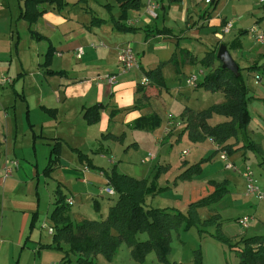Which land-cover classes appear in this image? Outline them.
Masks as SVG:
<instances>
[{"label": "crops", "instance_id": "0c3cea01", "mask_svg": "<svg viewBox=\"0 0 264 264\" xmlns=\"http://www.w3.org/2000/svg\"><path fill=\"white\" fill-rule=\"evenodd\" d=\"M67 2L60 9L55 4H40L42 13L31 22L22 14L24 0H0V264H4L6 255V264H22L26 251L30 252V264H70L64 262L62 250L44 247L53 241L54 232L49 231L53 225L50 216L43 225L48 223L51 238L44 241L41 233H35L40 219V198L33 190L38 191L40 181L53 177V173L60 169L71 170L73 178L78 177L85 184L89 182L88 175L92 170L99 171L107 181L104 170H117L116 165L121 163L117 164L116 160L133 154V148L140 147L146 136L150 137L149 131L164 129L161 136L155 137L157 145L163 144L171 135L181 138L179 136L188 132L184 129L187 124L184 111L187 108L200 110L186 106L180 111L183 124L172 116L168 121L160 117L162 89L172 90L178 84L175 77L169 84L167 71L172 75L187 72L189 77L193 72L203 70L199 84L209 71L200 60L218 43H225L221 42L224 35L220 34L227 22L233 24L228 33H239L227 43L229 50L244 47L241 40L251 33L254 26L264 29V0H214L212 3L205 0H159L156 17L147 10L148 0H142L140 10L129 11L125 21L129 29L124 31L118 30L113 23L120 10L112 14L103 4L110 11V14H105L102 10L98 12L92 6L83 5L82 1L75 2L73 7L69 0ZM202 3L206 4L203 12L200 11ZM96 17L103 20L95 21ZM208 30L212 31V38ZM128 45L136 52L140 67L122 73L120 49ZM80 47L83 48L81 57L78 56ZM196 50L202 54H196ZM258 54L264 58V52ZM190 55H194L193 61H190ZM158 67L162 69V86H150L145 92L144 80L149 78L146 72ZM261 71H256V75L262 76ZM113 74L118 76L115 82L110 83L107 75ZM4 77L8 80L2 83ZM10 105L22 107L21 112L14 108V113H10L7 110ZM94 106L100 108L99 121L90 124L86 113ZM175 106L176 102L172 108ZM175 130H179L178 133H174ZM210 139L217 148L214 138ZM128 141L130 145L125 147ZM252 143L256 150L264 153L263 144ZM54 148L58 157L56 162L51 160ZM12 159L19 160V167L11 176L5 177V166ZM143 159L141 162L144 164ZM161 165L170 166L169 163ZM47 169L52 170L47 172ZM91 174L97 177L95 173ZM181 175L179 179H188ZM225 180L231 184L232 180ZM242 180L246 189L243 176ZM25 184L33 186L29 192L33 198L28 208L18 205L21 198L16 193ZM58 186L61 187V182ZM101 189L103 187L100 191L107 194ZM63 192L67 202L70 198L73 200L70 205L73 208L76 196L72 192ZM92 193L86 200L94 197ZM99 198H94L96 209L101 208ZM72 208L70 215L73 220L94 219L84 215L76 218ZM35 214L37 222L31 229ZM100 214L96 219L106 217L108 212ZM241 217L237 218L240 227ZM32 237H38L34 255L30 249H25ZM119 249L111 260L104 256L103 261V255H97L96 264H118L116 256ZM195 251L192 264H196ZM129 253L132 257L131 247Z\"/></svg>", "mask_w": 264, "mask_h": 264}, {"label": "rangeland", "instance_id": "374dc122", "mask_svg": "<svg viewBox=\"0 0 264 264\" xmlns=\"http://www.w3.org/2000/svg\"><path fill=\"white\" fill-rule=\"evenodd\" d=\"M69 2L72 6L77 0H69ZM104 3L105 0L82 1L83 5L92 6L98 12L102 10L105 14H110V11L104 8ZM205 5V3H202L201 12L204 11ZM111 11L112 14L117 13L119 11L118 6L116 5ZM195 17H197L196 14ZM206 29L204 28L203 30L206 31ZM207 33L208 35H212L211 38L214 36L212 31L208 30ZM236 35H239V33L236 32ZM236 35L233 32L226 33L221 42L229 43ZM241 41L244 42V47L230 50L234 59L243 67L249 66L253 68L254 65L260 66L253 71H249L248 69H244L243 71L246 86L253 96L249 99L248 103L251 120L246 128H238L239 132L237 135L231 136L226 141V144H230L236 149L230 153V160L235 162L240 168H244L246 165L251 166L259 178L260 186L264 190V153L248 146L253 141L258 144L261 143L264 146V71H261L264 69V58L258 54L264 52V44L255 41L252 33L245 36ZM216 42L217 40L214 38V43ZM195 53L202 54L199 50H196ZM185 55L184 53L183 56L185 57ZM256 71H261L262 73L261 82L257 79ZM196 72L198 73V71ZM186 74L187 72L173 73L172 75V73L167 71L169 84L173 82L174 77L177 79L178 84L172 90L162 89L159 112L160 117L167 118L166 121L172 116L183 124L180 111L186 106L202 110L226 100L225 94L221 91L212 92L204 88H193L195 86L188 85ZM174 102L177 103V107L175 106L173 109L172 104ZM14 108L17 109L18 113L21 112L22 107H14L13 105L8 106L7 110L10 113H14ZM227 119L229 118L224 114L212 113L208 120L211 124H218L225 122ZM185 123H187V118H185ZM186 127L187 124L184 129ZM163 130L161 131V128H156L154 131H149L151 133L150 137L146 136L143 138V143L140 147H132L133 154H129L127 157H120L116 160L117 164L121 163L120 165H116L117 170L139 179H145L150 185L152 183L156 184L158 191L156 194L150 195L148 198L149 204L160 207H176L183 212H187L191 202L214 192L217 188H224L225 192L222 197L214 198L208 204L198 205L196 209L198 221L196 224L190 228H186L184 224L173 232L172 249L169 259L171 261L177 260L178 262H182L181 264H192L191 259L193 258L194 250L201 249L202 264H236L239 258L235 249H232L226 241L222 240L220 235L225 236L233 242L240 241L243 236L263 235L264 200H260L256 195L249 196L246 193L245 182L242 180V176L236 170L225 168V161L223 160L221 150L216 148L210 137L195 141L189 137L188 132H185L182 136H179L181 138L171 135L166 138L163 144L157 145L155 137L161 136ZM178 131L175 130L174 133H178ZM139 138L138 140H141L142 137ZM129 145L130 142L125 143V147ZM183 150H190V152L185 155L182 153ZM148 152L156 153L157 157L143 164L141 160ZM195 162H199L202 165L201 172L195 173L188 179H179L178 177H180L184 170ZM166 163H169L170 166H159ZM185 163L188 165L186 166ZM104 171L106 173L109 172L108 169ZM71 172V170L66 169L55 171L53 177L40 181L38 191L33 190L35 195H38L40 198V219L35 233H41L44 241L51 238L48 234V223L47 225H43V222L50 216L55 206L56 190L60 182L61 188L67 194L72 192L77 198L75 206L71 207L72 211L75 212L73 216L76 218H81L84 215L86 218L96 219L101 216V212L106 215L109 205L114 204L117 199V194L109 197L108 194H103L100 191V187L104 188L109 185L106 178L99 175V171L92 170L91 173H95L97 177L94 178L89 173V182L86 184L81 182L78 177L73 178ZM156 176L158 177L156 178ZM225 179L232 180L231 184H227L228 182ZM214 182L216 184H213ZM226 185L227 190L224 187ZM32 189L33 186H27L26 184L17 189L16 193L21 198L18 202L19 206L28 208L31 205L33 196L29 192ZM90 192H93L92 195L94 197L86 200ZM96 196H100V209L95 208L94 198ZM240 216H254L248 228L239 226L237 218ZM139 238L141 240L147 239L148 233H139ZM37 239L38 237H32L25 248L26 250L30 249L33 255L34 250L35 252L37 250L35 246V240ZM129 248L127 243L120 245L116 256L118 264H137L134 258L130 256ZM29 253L26 251L23 254L22 264H30ZM101 257L104 261V256ZM6 258L7 255L3 260L4 264H6ZM17 258L18 253L16 255ZM144 264H160L155 251H151L147 255Z\"/></svg>", "mask_w": 264, "mask_h": 264}, {"label": "trees", "instance_id": "16d2710c", "mask_svg": "<svg viewBox=\"0 0 264 264\" xmlns=\"http://www.w3.org/2000/svg\"><path fill=\"white\" fill-rule=\"evenodd\" d=\"M80 1L85 0H77V3ZM170 1L177 2L181 0ZM24 2L25 6L22 14L31 22L42 13L39 8L42 3L55 4L59 9L68 4L67 0H24ZM116 5L120 10V14L118 17L113 18V23L118 30H128L129 27L125 25V21L129 17V11L140 10L143 2L142 0H105L104 3V6L110 11ZM96 20L103 19L96 17ZM223 44L227 45V43ZM219 46L218 43L208 50L200 60V63L209 71L197 86L210 91H221L225 94L226 100L200 111L187 108L184 112L187 116L186 130L189 137L194 140H201L208 136L212 137L221 146V149H226L230 154L236 149L232 145L226 144V141L231 136L237 135L238 128H246L251 120L248 103L253 96L246 86L243 71L244 69L256 70L260 65H254L253 68L240 66L241 73L236 76L229 69L222 68V63L217 57ZM189 59L193 61L194 55H190ZM146 74L149 77L148 79L151 80L144 84L147 86L145 92L150 86L156 88L162 86L161 67L150 69ZM212 113L224 114L229 119L223 123L211 124L208 119ZM86 116L90 124L98 122L100 116L99 106L88 108ZM248 146L256 149L255 144L252 142ZM55 150L56 148L52 152L51 160L53 162H56L58 158ZM160 167H163V165ZM51 170L49 169L47 172ZM201 170L202 165L198 162L190 165L181 177L191 178ZM106 174L108 176L107 184L114 187L117 199L110 206L107 216L101 219L72 220L70 215L71 204L66 201L67 196L62 188L57 187L55 206L50 214L53 223L51 227L54 229L53 241L44 245V247L62 250L65 263L72 264L74 261V264H96L95 258L99 254L111 260L117 253L119 246L122 243H127L131 247L132 257L140 264L144 263L151 251L156 252L160 264H179L169 259L173 232L184 224L186 228L196 224L198 221L196 212L198 205L208 204L214 198L222 197L225 192L224 188H217L214 192L191 202L187 212H183L175 207L153 206L148 203L150 195H154L158 191L155 183L150 185L145 179L136 178L116 169ZM36 222L37 214L33 216L31 229L35 227ZM141 232H147L148 238L141 240L139 238ZM220 237L232 249H235L239 258L236 264H264V234L243 236L238 242H233L223 235H220ZM201 258L202 254L199 249L195 251L196 264H202Z\"/></svg>", "mask_w": 264, "mask_h": 264}, {"label": "built area", "instance_id": "2783aa9c", "mask_svg": "<svg viewBox=\"0 0 264 264\" xmlns=\"http://www.w3.org/2000/svg\"><path fill=\"white\" fill-rule=\"evenodd\" d=\"M205 1H206V3H212L214 0H205ZM159 6H160L159 0H148V2H147V10L154 17L157 16L156 10ZM232 26H233L232 22H227L223 26L222 33L220 35L222 36L225 33L230 32ZM250 32L254 35V38L256 39V41L264 44V29H261L258 26H254L253 28L250 29ZM82 53H83V48L80 47L78 49V56L81 57ZM119 57H120L121 66H122V69H121L122 73H127L131 70H134V69L140 67L139 58H138L136 52L134 51V49L131 45H128V46L121 48ZM203 73H204L203 70L199 71L198 73L193 72L187 78V81H186L187 84L191 85V86H197L199 79H200V76ZM117 76H118L117 74L107 75V78H108L110 83H113L116 81ZM257 79H258V81H261L262 76L260 74H257ZM7 80L8 79H6L4 77L2 79V83H5ZM148 82H149V79L146 78L144 80V83L147 84ZM171 124H172V122H171ZM177 124H179V123H177ZM217 149L221 150L223 160L225 161V168L236 170L245 178V180H246V193L248 195H256L260 200H264V190L259 184V178L257 177L254 169L249 165H246L244 168L238 167L236 165V163H234L230 160V157H229L230 155L226 149H221V146L219 144H217ZM182 153L186 155L189 153V150H185ZM155 158H156V155L154 153H148L144 157L143 162H148V161H151ZM19 164H20V162L17 159L9 160L8 164L5 166V169H4L5 170V177L11 176L14 169L19 167ZM83 180H85V178ZM102 190H103V192H106L108 195H111V196L116 195V191H115L114 187H112L110 185L107 187H104ZM68 203L72 204L73 200L71 198L68 199ZM252 220H253V216H244V217H241L239 219V222H240V225L242 228H248L250 226V223ZM49 231L53 233L54 232L53 227H50ZM0 238H1V236H0ZM54 264H58V263H54Z\"/></svg>", "mask_w": 264, "mask_h": 264}, {"label": "water", "instance_id": "95a60500", "mask_svg": "<svg viewBox=\"0 0 264 264\" xmlns=\"http://www.w3.org/2000/svg\"><path fill=\"white\" fill-rule=\"evenodd\" d=\"M217 57L222 63V68L229 69L236 76L240 75V65L232 56L228 46L226 44H221L219 46Z\"/></svg>", "mask_w": 264, "mask_h": 264}]
</instances>
